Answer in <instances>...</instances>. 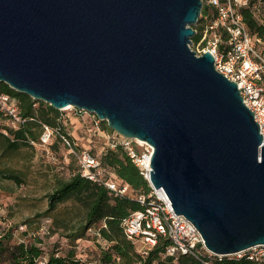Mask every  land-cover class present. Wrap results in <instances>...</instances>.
<instances>
[{
  "label": "water",
  "instance_id": "water-1",
  "mask_svg": "<svg viewBox=\"0 0 264 264\" xmlns=\"http://www.w3.org/2000/svg\"><path fill=\"white\" fill-rule=\"evenodd\" d=\"M202 0H0V81L153 148L148 180L208 249L264 244V140L237 83L190 47Z\"/></svg>",
  "mask_w": 264,
  "mask_h": 264
},
{
  "label": "built area",
  "instance_id": "built-area-1",
  "mask_svg": "<svg viewBox=\"0 0 264 264\" xmlns=\"http://www.w3.org/2000/svg\"><path fill=\"white\" fill-rule=\"evenodd\" d=\"M215 8V16L207 19L202 28L200 41L204 42L199 53L209 50L214 57V67L229 80L235 81L244 104L252 111L264 140V50L255 45L259 38L251 34L238 12V7L247 5L249 0H206ZM196 30V29H195ZM197 31V30H196ZM78 115L90 117L91 124L84 123L87 132L106 136L109 148L121 146L130 160L139 168L147 179L149 189L137 191L129 184L116 178L100 157L88 149L77 148V143L65 130L63 123L50 126L41 123V133L37 140L29 139L31 145H38L45 154L53 155L52 145L62 146L77 163L81 176L106 187L111 197H130L139 204L122 221L125 237L132 242L136 251L146 256L160 237L167 238L164 255L176 258L189 255L202 264H216L224 258H245L254 264H264V244H258L230 254H219L205 245L199 230L184 215L175 213L171 201L162 188H155L148 180L149 159L152 146L143 140L130 138L115 132L109 136L101 127L96 114L71 106ZM0 111L17 128L24 122L19 114L14 97L0 92ZM6 133L5 130H3ZM89 228L88 230H91Z\"/></svg>",
  "mask_w": 264,
  "mask_h": 264
},
{
  "label": "trees",
  "instance_id": "trees-1",
  "mask_svg": "<svg viewBox=\"0 0 264 264\" xmlns=\"http://www.w3.org/2000/svg\"><path fill=\"white\" fill-rule=\"evenodd\" d=\"M264 3V0H260ZM257 0H249L247 5L238 7L242 21L248 31L264 42V14L259 20L252 9V4ZM207 19L215 16V8L203 3L198 19L199 31L191 37L192 43L199 42L202 28ZM257 42V41H255ZM256 45V44H255ZM263 50V49H262ZM0 92L7 93L15 98L19 114L24 118L17 128L6 126L0 131V145L5 151H16L20 146L31 145L29 139L37 140L41 133V123L56 126L58 109L42 100L33 99L29 95L10 88L0 81ZM0 117L7 118L1 111ZM107 129V123L105 125ZM32 146V145H31ZM58 145L54 143V149ZM71 157V156H70ZM100 160L115 174L116 178L129 184L137 191L146 192L149 189L148 181L140 173L139 168L126 155L123 148L117 145L108 148ZM0 177L13 180L16 183L23 181L19 173L0 169ZM47 208L45 215H50L60 203L72 201L80 207L77 220H70L66 229L71 247L64 253L49 251L45 253L42 248V239L32 235L27 240H12L10 229L0 232V264H91L76 255L75 240L82 238L89 228L95 227V234L107 242V248L101 250L99 260L102 264L114 262L119 259V264H202L189 255H178L176 258L164 255L166 246L170 241L160 237L157 243L142 257L128 240L122 229V221L139 204L130 197H111L106 187L99 185L83 176L77 171L66 179H57L51 191L46 194ZM63 226V225H61ZM216 264H254L245 258H224Z\"/></svg>",
  "mask_w": 264,
  "mask_h": 264
},
{
  "label": "rangeland",
  "instance_id": "rangeland-1",
  "mask_svg": "<svg viewBox=\"0 0 264 264\" xmlns=\"http://www.w3.org/2000/svg\"><path fill=\"white\" fill-rule=\"evenodd\" d=\"M206 3V0H202ZM255 16L261 20L264 14V3L257 0L252 4ZM200 17V16H199ZM198 22L193 28L199 31ZM256 47L264 50L262 40L255 42ZM203 41L192 43L190 47L199 54ZM46 103V102H45ZM56 121L63 122L65 130L74 138L77 148L88 149L100 157L108 148L106 136L93 135L87 132L84 123L91 124V118L74 113L72 109H58ZM106 120L101 121V127L109 136L115 135L113 129L105 127ZM13 127L9 119L0 117V131L4 127ZM38 145L20 146L16 151H5L0 145V169L19 173L23 181L0 177V232L10 229L12 240H27L32 235L42 239L45 253L53 250L64 253L71 244L66 237V227L70 220H77L80 207L72 201L60 203L50 215H45L47 208L46 194L51 191L57 179H66L76 172V161L67 154L62 146L54 148L53 155L45 154ZM63 225V226H61ZM95 227L87 230L82 238L75 240L76 255L91 264H102L99 260L101 250L107 248V242L95 234ZM108 264H119V259Z\"/></svg>",
  "mask_w": 264,
  "mask_h": 264
},
{
  "label": "bare ground",
  "instance_id": "bare-ground-1",
  "mask_svg": "<svg viewBox=\"0 0 264 264\" xmlns=\"http://www.w3.org/2000/svg\"><path fill=\"white\" fill-rule=\"evenodd\" d=\"M70 107H71V105H67V106L63 107V109H68Z\"/></svg>",
  "mask_w": 264,
  "mask_h": 264
}]
</instances>
